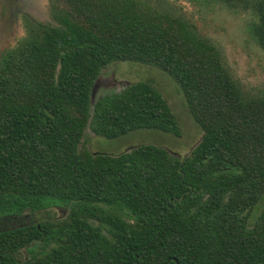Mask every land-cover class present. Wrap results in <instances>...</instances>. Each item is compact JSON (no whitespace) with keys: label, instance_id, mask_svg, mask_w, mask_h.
<instances>
[{"label":"trees","instance_id":"16d2710c","mask_svg":"<svg viewBox=\"0 0 264 264\" xmlns=\"http://www.w3.org/2000/svg\"><path fill=\"white\" fill-rule=\"evenodd\" d=\"M215 1L252 11L264 50V0ZM49 8L51 21L27 18L26 36L0 62V264H264V209L254 217L264 198V94H246L215 43L150 0ZM120 61L177 82L204 132L190 155L85 145L88 130L111 140L143 129L180 135L149 82L92 106L99 77ZM56 206L69 208L64 220L32 218Z\"/></svg>","mask_w":264,"mask_h":264},{"label":"rangeland","instance_id":"374dc122","mask_svg":"<svg viewBox=\"0 0 264 264\" xmlns=\"http://www.w3.org/2000/svg\"><path fill=\"white\" fill-rule=\"evenodd\" d=\"M150 1L184 16L196 25L202 35L215 43L221 49L227 67L246 94H264V50L250 32V25L256 20L252 11L235 10L215 0ZM27 18L37 23L50 22L49 0H0V62L3 54L26 36ZM136 82H149L163 94L177 117L180 135L143 129L111 140L96 136L88 130L85 145L94 153L109 155L148 144L166 148L171 155L179 158L190 155L200 143L204 132L194 120L177 82L161 69L132 61L109 65L93 89L92 106L99 99L120 92L128 84ZM263 209L264 198L256 206L254 217L257 218ZM68 214V207L56 206L32 218L36 221L64 220ZM30 219L31 217H25L26 222ZM34 248L36 252L41 250L38 245ZM28 256L26 250L18 255L21 260Z\"/></svg>","mask_w":264,"mask_h":264},{"label":"water","instance_id":"95a60500","mask_svg":"<svg viewBox=\"0 0 264 264\" xmlns=\"http://www.w3.org/2000/svg\"><path fill=\"white\" fill-rule=\"evenodd\" d=\"M171 261H172V259H171V260H169V261H168V263H170ZM174 261H176V260L174 259Z\"/></svg>","mask_w":264,"mask_h":264}]
</instances>
